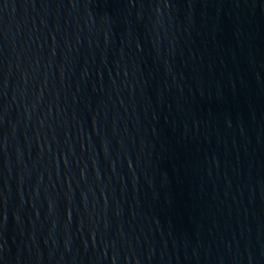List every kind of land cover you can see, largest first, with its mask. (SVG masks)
<instances>
[{
	"label": "water",
	"instance_id": "obj_1",
	"mask_svg": "<svg viewBox=\"0 0 264 264\" xmlns=\"http://www.w3.org/2000/svg\"><path fill=\"white\" fill-rule=\"evenodd\" d=\"M0 264H264V0H0Z\"/></svg>",
	"mask_w": 264,
	"mask_h": 264
}]
</instances>
